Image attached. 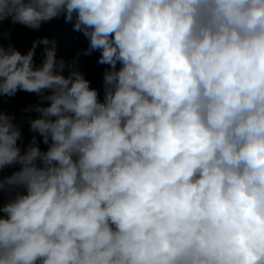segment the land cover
Instances as JSON below:
<instances>
[{
  "label": "clouds",
  "instance_id": "clouds-1",
  "mask_svg": "<svg viewBox=\"0 0 264 264\" xmlns=\"http://www.w3.org/2000/svg\"><path fill=\"white\" fill-rule=\"evenodd\" d=\"M61 16L68 60L0 43V96L38 97L26 143L0 112V264H264V0H0Z\"/></svg>",
  "mask_w": 264,
  "mask_h": 264
},
{
  "label": "trees",
  "instance_id": "trees-1",
  "mask_svg": "<svg viewBox=\"0 0 264 264\" xmlns=\"http://www.w3.org/2000/svg\"><path fill=\"white\" fill-rule=\"evenodd\" d=\"M10 32L9 39H4L0 35V43L7 45L13 43L20 51L26 52L32 45L33 40L38 37L47 36L49 39H55L57 42V57H63L66 60L75 55L78 50L87 48L88 40L80 32H74L71 23H65L63 16L44 23L40 30H30L22 25H12L10 21L0 24V33ZM43 45L36 50L34 57L36 63H39L44 55ZM98 52H94L91 56L80 57V70L91 81V85L99 90L100 99L103 100V71L105 66L97 63ZM38 97L33 93L18 92L15 96H0V112H6L14 115L16 120L24 117L23 134L25 143L30 139L32 133L29 132V124L27 120L28 113L24 109L29 104H35ZM35 116V113H32ZM42 147H45L42 145ZM2 202V199H0Z\"/></svg>",
  "mask_w": 264,
  "mask_h": 264
}]
</instances>
